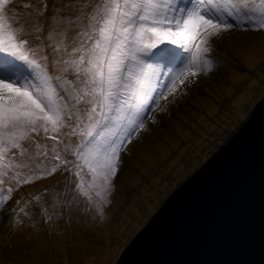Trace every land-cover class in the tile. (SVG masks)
I'll use <instances>...</instances> for the list:
<instances>
[{
  "label": "rangeland",
  "instance_id": "374dc122",
  "mask_svg": "<svg viewBox=\"0 0 264 264\" xmlns=\"http://www.w3.org/2000/svg\"><path fill=\"white\" fill-rule=\"evenodd\" d=\"M242 2L254 13L253 26H248L245 17V26L233 23L230 30L213 38L209 54L215 65L213 71L190 78V83L186 81L176 95L162 102L165 110L150 112L155 119L146 121L147 130L133 134L120 153L113 191L102 205V213L92 209L83 197L69 207L81 177L75 175L77 169L71 164L68 167L72 170L65 171L62 161L80 165L83 179H91L83 160L72 155L81 141L79 134L71 137L67 152L68 137L58 136L53 142L43 131L32 133L31 139L23 142L27 149L23 156L20 149L6 146L3 164L25 166L0 168L5 173L0 176V192L8 197L0 206V264H75L74 259L81 261L83 256L86 258L80 264H115L171 192L237 132L264 96V29L255 27V22L264 19V0ZM181 3L186 5L188 0ZM61 4L62 0H11L6 6L11 21L35 20L37 6L44 12L40 39L33 29L26 28L17 41H26L22 48L30 59L41 62V56L51 53L46 47L50 34L52 41H59L63 48L62 35L57 36L45 19L54 11H63ZM51 23L57 27L59 17ZM165 47L172 51L171 58L163 54L151 57L158 53L157 47L140 54L148 56L143 60L145 74L152 71L147 65L175 73L191 57L184 44ZM0 55L19 59L2 49ZM5 74V63L0 59V75ZM20 77L21 84L32 80L22 72ZM68 79L74 77L69 74ZM38 145L45 146L47 155L37 156ZM53 147L61 161L53 160ZM12 154L15 159H11ZM53 164L60 165L55 172L50 171Z\"/></svg>",
  "mask_w": 264,
  "mask_h": 264
},
{
  "label": "snow or ice",
  "instance_id": "6c2138e0",
  "mask_svg": "<svg viewBox=\"0 0 264 264\" xmlns=\"http://www.w3.org/2000/svg\"><path fill=\"white\" fill-rule=\"evenodd\" d=\"M10 2L0 0V49L24 61L33 77L19 83L21 66H9V59L2 58L6 74L0 75V168L25 166L3 164V158L7 145L20 149L23 156L27 151L23 142L31 139L32 133L43 131L53 142L58 136L68 137L65 152L71 147V137L79 134L81 141L72 155L83 160L91 179H83L80 165L62 161L65 171L72 170L68 167L71 164L77 169L75 175L81 177L69 207L83 197L101 213L113 191L126 142L133 134L147 130L146 121L155 119L150 112L165 110L162 102L176 95L181 85L213 71L209 55L213 38L230 30L233 23L245 26V17L248 26H253L254 15L242 0H188L186 5L181 0H62L63 11H54L45 19L57 36L62 35L63 48L50 34L46 47L51 53L38 62L25 54L22 44L26 41H17L26 28L33 29L40 39L44 12L37 6L35 20L11 21L6 15ZM57 17L59 24L53 27L51 21ZM255 27L264 29V19L255 22ZM164 41L186 45L190 59L175 73L147 65L152 71L145 74L140 54ZM158 51L169 58L173 55L168 48ZM69 74L74 79L69 80ZM44 147L37 146V156L47 155ZM51 151L53 160L61 161L56 148ZM58 167L53 164L50 171ZM43 171L48 174L49 170ZM4 174L0 172V176ZM7 199L0 192V206ZM45 216L51 218L46 211Z\"/></svg>",
  "mask_w": 264,
  "mask_h": 264
},
{
  "label": "water",
  "instance_id": "95a60500",
  "mask_svg": "<svg viewBox=\"0 0 264 264\" xmlns=\"http://www.w3.org/2000/svg\"><path fill=\"white\" fill-rule=\"evenodd\" d=\"M115 264H264V96Z\"/></svg>",
  "mask_w": 264,
  "mask_h": 264
},
{
  "label": "trees",
  "instance_id": "16d2710c",
  "mask_svg": "<svg viewBox=\"0 0 264 264\" xmlns=\"http://www.w3.org/2000/svg\"><path fill=\"white\" fill-rule=\"evenodd\" d=\"M162 45H165V46H168L169 48H171L173 46V44L170 43V41H164L163 44H158L157 45V49H164L166 48L165 46L164 47H161ZM151 53V52H150ZM162 54L161 52L158 51V53H155V54H150V56L153 58ZM149 56V57H150ZM2 58H8L9 60L7 61L9 64V66H21L20 68V71L26 75H28L29 78L33 77V73H32V70L28 67V65L24 62V61H21L20 59H13V58H10V57H7V56H3V55H0V59L3 60ZM141 58L144 60V59H147L148 56H143L141 55ZM86 258L85 256L82 257V259ZM81 259V261H82ZM81 261H78L77 259H74V263L75 264H80ZM37 264H45L43 262H40V263H37Z\"/></svg>",
  "mask_w": 264,
  "mask_h": 264
}]
</instances>
